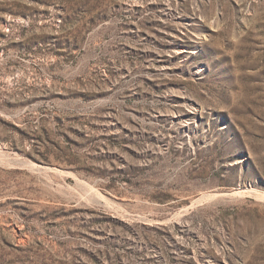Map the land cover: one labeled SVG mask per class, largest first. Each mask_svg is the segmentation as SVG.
Segmentation results:
<instances>
[{"label": "rangeland", "instance_id": "obj_1", "mask_svg": "<svg viewBox=\"0 0 264 264\" xmlns=\"http://www.w3.org/2000/svg\"><path fill=\"white\" fill-rule=\"evenodd\" d=\"M0 136V264H264V0H0Z\"/></svg>", "mask_w": 264, "mask_h": 264}, {"label": "trees", "instance_id": "obj_2", "mask_svg": "<svg viewBox=\"0 0 264 264\" xmlns=\"http://www.w3.org/2000/svg\"><path fill=\"white\" fill-rule=\"evenodd\" d=\"M1 138H2V137L0 136V140H1ZM6 142H8V140H6ZM12 146H13V145H12Z\"/></svg>", "mask_w": 264, "mask_h": 264}]
</instances>
